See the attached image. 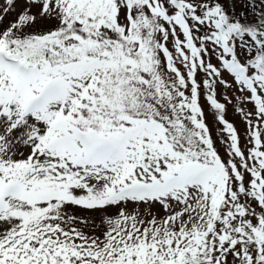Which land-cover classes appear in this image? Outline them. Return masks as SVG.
<instances>
[{"label":"snow or ice","instance_id":"6c2138e0","mask_svg":"<svg viewBox=\"0 0 264 264\" xmlns=\"http://www.w3.org/2000/svg\"><path fill=\"white\" fill-rule=\"evenodd\" d=\"M0 264H264V0H0Z\"/></svg>","mask_w":264,"mask_h":264},{"label":"rangeland","instance_id":"374dc122","mask_svg":"<svg viewBox=\"0 0 264 264\" xmlns=\"http://www.w3.org/2000/svg\"><path fill=\"white\" fill-rule=\"evenodd\" d=\"M229 119H234V120H237L238 122V117L234 116L231 112V109H229V116H228ZM209 120H211V116L209 117Z\"/></svg>","mask_w":264,"mask_h":264}]
</instances>
